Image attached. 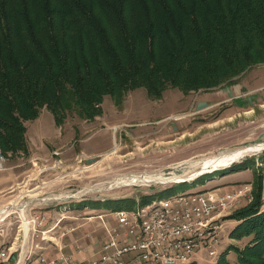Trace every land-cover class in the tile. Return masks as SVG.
Instances as JSON below:
<instances>
[{"label":"trees","instance_id":"obj_1","mask_svg":"<svg viewBox=\"0 0 264 264\" xmlns=\"http://www.w3.org/2000/svg\"><path fill=\"white\" fill-rule=\"evenodd\" d=\"M263 63L264 0H0L1 153L26 151L24 122L42 108L60 126L69 114L98 116L105 96L120 103L138 88L151 98L167 87L212 90ZM255 165L244 160L221 170L254 173L251 201L226 217L238 222L230 238L248 239L234 248L237 264H264L262 176ZM175 193L169 187L138 203L82 204L133 210ZM216 264L229 263L221 256Z\"/></svg>","mask_w":264,"mask_h":264},{"label":"rangeland","instance_id":"obj_2","mask_svg":"<svg viewBox=\"0 0 264 264\" xmlns=\"http://www.w3.org/2000/svg\"><path fill=\"white\" fill-rule=\"evenodd\" d=\"M116 101L105 96L98 116L82 119L69 114L60 126L42 108L34 120L24 122L26 151L1 153L0 264H39L40 258L48 261L61 254L88 264L99 256L107 231L116 226L115 214L132 218L130 214L141 206L112 212L84 208L82 203L124 198L138 203L141 196L169 187H174L175 195L152 203L208 189L232 191L240 185L223 188L229 184L219 179L233 173L221 170L244 160L261 163L264 150L204 172L199 182L188 179L189 185L178 186L185 183L181 180L113 186L118 179L173 170L185 174V180L195 172L192 162L263 144L264 63L212 90L184 93L167 87L160 98H151L145 88H138ZM198 101L203 102L200 107ZM256 169L262 176L260 166ZM261 184L263 188V176ZM245 185L252 194V183ZM232 212L223 218L216 256L198 254L191 264H216L221 256L237 264L234 248L242 249L248 239L230 238L229 221L235 220L226 217Z\"/></svg>","mask_w":264,"mask_h":264},{"label":"built area","instance_id":"obj_3","mask_svg":"<svg viewBox=\"0 0 264 264\" xmlns=\"http://www.w3.org/2000/svg\"><path fill=\"white\" fill-rule=\"evenodd\" d=\"M3 165L0 152V170ZM245 188L243 184L232 191L202 190L162 212L145 211L136 218L115 216L116 226L107 231L99 256L88 264H191L198 254L207 258L220 242L223 218L245 199L251 201ZM39 264L78 263L61 254L48 261L40 258Z\"/></svg>","mask_w":264,"mask_h":264},{"label":"bare ground","instance_id":"obj_4","mask_svg":"<svg viewBox=\"0 0 264 264\" xmlns=\"http://www.w3.org/2000/svg\"><path fill=\"white\" fill-rule=\"evenodd\" d=\"M260 150H264V143L259 144V145H254L252 147L246 148L244 150H239V151H236L233 153L221 154V155H218L216 157L198 160V161L190 163V167L192 168V170H195V172L193 171L194 174L211 172L213 170L228 167L232 163L237 162L239 159H241L245 156L251 155L253 153L259 152ZM165 173H157V174H152V175H140V176L135 175V176H131L128 178H122V179H118L114 183L113 186L137 185V184L146 185L148 183L166 184V183L173 182V181H179V180L183 179L182 177H184V175H185V174H183V175L179 174V171H176V170H173L172 172H169L167 174H165ZM186 178H189V177H186ZM245 186H249V185H245ZM183 194L184 195L174 196L171 199L166 200V201L154 202L147 207L138 208V209H136V211L133 214H130V215L132 216V218H136L137 213H143L145 211H149V213L162 212L163 210H166V207L173 205L175 203H179L183 200H186L187 195L198 194V193H190V194L183 193ZM115 216L116 217H122V215L119 213L118 214L116 213ZM217 245L213 249V252H212L210 257L216 256L215 249H216ZM2 256H3V254L1 255V257ZM181 263H186V262H181Z\"/></svg>","mask_w":264,"mask_h":264},{"label":"crops","instance_id":"obj_5","mask_svg":"<svg viewBox=\"0 0 264 264\" xmlns=\"http://www.w3.org/2000/svg\"><path fill=\"white\" fill-rule=\"evenodd\" d=\"M202 103H200V101H198V106L197 107H200L202 105ZM255 164H256L257 167L260 166V169H261V172H262V176H263L262 206H261V210H264V163L261 164L259 162V159H256L255 160ZM251 173H252L251 170H245V171H241V172H237V173L227 174V175L221 176V178L219 180H220L221 183H227V184H229V185H227V186H225L223 188H225V189H232V188H235V187H237L239 185L252 183V179L253 178H252ZM229 223H230V228L228 230V233H230V231H232L233 228L237 224L235 221H229ZM226 224H228V222H226Z\"/></svg>","mask_w":264,"mask_h":264},{"label":"water","instance_id":"obj_6","mask_svg":"<svg viewBox=\"0 0 264 264\" xmlns=\"http://www.w3.org/2000/svg\"><path fill=\"white\" fill-rule=\"evenodd\" d=\"M214 171V170H213ZM206 173H209V172H206ZM202 174H204V173H196V174H193V175H191L189 178H187V179H181L183 182H185L186 180H188V179H190V180H194V179H196L198 176H200V175H202ZM181 180H179V181H181Z\"/></svg>","mask_w":264,"mask_h":264}]
</instances>
